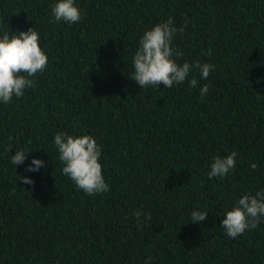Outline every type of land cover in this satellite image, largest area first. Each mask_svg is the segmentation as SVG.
Listing matches in <instances>:
<instances>
[{"label": "trees", "instance_id": "1", "mask_svg": "<svg viewBox=\"0 0 264 264\" xmlns=\"http://www.w3.org/2000/svg\"><path fill=\"white\" fill-rule=\"evenodd\" d=\"M56 2L0 0V37L35 27L48 56L33 87L0 103V264H264V220L237 239L222 229L240 198L264 191V0H75L74 24L53 21ZM169 18L186 24L177 63L214 68L143 88L129 78L134 54ZM61 132L95 138L108 192L63 174ZM232 152L236 167L210 179ZM34 158L44 166L26 171ZM194 208L207 219L190 222ZM141 209L151 220L137 221Z\"/></svg>", "mask_w": 264, "mask_h": 264}, {"label": "clouds", "instance_id": "2", "mask_svg": "<svg viewBox=\"0 0 264 264\" xmlns=\"http://www.w3.org/2000/svg\"><path fill=\"white\" fill-rule=\"evenodd\" d=\"M52 14L54 22L74 24L82 19L75 0H58L52 5ZM185 28L186 24L177 29L173 19L169 18L147 30L134 54L132 60L134 71L129 78L143 88L158 87L160 84L165 88H172L175 84L183 83L194 70L198 71L202 78L207 79L214 65L201 64L199 61L193 64L177 63V60L183 57V52L172 46L173 39L178 31L183 33ZM208 54L211 55V50ZM47 66L48 56L39 45V33L35 27L12 34L4 32L0 37V103L9 104L14 97H22L25 89L34 85L31 77L42 73ZM190 85L195 88L197 80L193 78ZM208 91V85L205 84L200 89L201 97L206 96ZM54 144L64 165L63 174L69 177L78 189L89 195L110 190L102 174L101 148L94 137L90 135L77 137L61 132L55 135ZM26 152L17 150L16 154L11 156V163L16 167L23 164L27 158ZM236 155V152H232L226 157H215L208 177L211 179L227 176L230 170L236 167ZM43 166L42 159L34 158L26 171L36 172ZM250 167L256 169L257 164L252 163ZM21 177L24 184H34L32 179ZM133 214L138 222L141 217L145 221L151 220V213L145 214L142 209ZM207 214L208 211L194 208L190 222L201 223L207 219ZM224 216L226 218L222 220V229L232 239H237L246 230L257 228L264 220V191H259L255 195H244ZM151 259L148 257L145 264H151Z\"/></svg>", "mask_w": 264, "mask_h": 264}]
</instances>
